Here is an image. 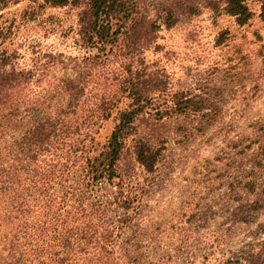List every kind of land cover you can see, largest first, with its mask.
Masks as SVG:
<instances>
[{
  "label": "trees",
  "instance_id": "1",
  "mask_svg": "<svg viewBox=\"0 0 264 264\" xmlns=\"http://www.w3.org/2000/svg\"><path fill=\"white\" fill-rule=\"evenodd\" d=\"M62 7L76 10L79 45L97 51L84 57L86 71L57 65L59 54L34 50L35 41L27 44L28 62L19 64L22 26L51 34L59 25L45 12ZM223 10L238 25L251 15L246 0H225ZM173 22L170 10L151 11L148 0H27L0 21V264H152L114 247L120 233L107 227L112 216L98 199L83 197H99L103 183L119 187L118 161L127 149L146 173L155 171L160 151L134 129L146 109L162 118L202 108L182 91L170 104H152L166 91L165 76L135 58L160 25ZM109 57L118 60L115 68L104 66ZM110 117L116 121L98 145L93 136ZM127 196H112L121 213L131 203ZM247 264H264V244Z\"/></svg>",
  "mask_w": 264,
  "mask_h": 264
},
{
  "label": "rangeland",
  "instance_id": "2",
  "mask_svg": "<svg viewBox=\"0 0 264 264\" xmlns=\"http://www.w3.org/2000/svg\"><path fill=\"white\" fill-rule=\"evenodd\" d=\"M26 3L9 0L0 6V21ZM261 3L246 0L251 15L238 25L224 13L225 0H148L151 11L163 7L174 18L170 27L160 25L155 40L135 56L142 57L147 70L165 76L166 91L155 93L152 104H170V96L182 91L201 101L202 108L162 118L146 109L134 129L160 151L155 171L146 173L127 149L118 161L119 187L103 183L99 197H83L98 199L112 216L107 227L120 233L114 246L118 250H132L152 264H247L257 257L264 244ZM75 11L46 10L59 25L51 34L32 23L22 26L25 30L18 34L26 40L15 38L22 54L18 63L28 62L27 44L35 41L39 45L34 50L59 54L57 65L62 61L68 69L76 65L73 69L86 71L84 57L97 51L79 45ZM105 63L112 69L118 60L112 57ZM115 121L104 120L94 142L101 145ZM117 191L131 200L123 213L112 201ZM119 216L125 217L123 223L115 221Z\"/></svg>",
  "mask_w": 264,
  "mask_h": 264
}]
</instances>
